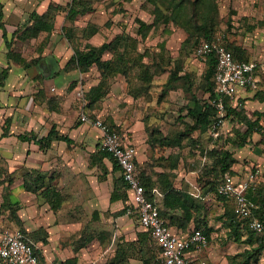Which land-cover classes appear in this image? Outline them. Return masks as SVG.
Here are the masks:
<instances>
[{
	"label": "rangeland",
	"instance_id": "obj_1",
	"mask_svg": "<svg viewBox=\"0 0 264 264\" xmlns=\"http://www.w3.org/2000/svg\"><path fill=\"white\" fill-rule=\"evenodd\" d=\"M71 1L24 0L22 5L21 0H19L20 3L17 4V8L20 7L19 9H23V12L18 14L13 12L12 9L17 0H4V10L6 12L3 20L5 26H8L6 29L9 38L12 37L15 30L29 23L28 18L33 11L36 10L42 13L51 2L67 5ZM90 1L94 8L91 13L78 17L75 22H70L65 18L66 13L61 12L57 17L53 32L41 33L39 37L34 39L16 40L13 45L15 52L28 58V61L38 56L39 58H43V56L54 58V61L55 58L60 57L59 59L62 61L64 58V55L62 56L63 51L74 46H84L88 40L87 33L92 32L94 29L98 30L95 35L99 41L98 44L113 40L121 34L139 38L138 52H133L131 46H128V49H131L132 52H127L126 58L127 61L143 58L144 62L151 64L154 80L146 87H142L143 93L145 92L144 96L135 99L132 95V93L140 91L141 87L135 80L139 71L138 68L133 69L130 73V85L124 75H118L112 80H107V83H103V89L100 90L99 94L100 99L95 104L90 105L91 101L88 95L91 88L97 86H92V81L95 82L97 78L99 81L101 79V76L98 75L100 71L97 68H95L94 76L91 74V77L88 78L80 75V78L76 79L74 92L78 86L83 87L90 116L93 119L99 116L105 124L118 127L122 132L121 134H127L128 137L132 133L131 129H136V126H140L142 132L155 133V136H159V138L162 136L177 138L183 133H188V125L193 120L188 116L186 108L190 103L192 94L204 98L201 85L208 67L206 60L197 58L193 54L192 49L195 45L196 36H190L184 27L173 22L165 24L159 21L155 24V16H153L155 7L149 0ZM158 4L164 12L170 10L169 4L164 0H159ZM217 4L220 18L216 38L225 45L241 46L249 53L250 61L259 65V70L264 68V0H217ZM139 20L144 21L146 24H153L149 30L145 31L146 36L143 38L140 35ZM70 35L73 36L72 40L68 38ZM126 39L127 37L120 43L122 44L119 48L120 52H123L126 44H128ZM62 43L64 44V50L60 46ZM6 50L7 47L4 42V56ZM113 54L114 52H111L105 56L110 58ZM140 55L142 56L140 57ZM177 61L182 63L181 70H178L179 74L189 76L190 90L185 91L184 87L187 88V83H184V80L180 81L176 88L169 89L168 83ZM13 63L17 64L15 61ZM75 98L74 106L77 110L76 114H78L80 102L76 96ZM243 106L247 114L250 113V116H253V112L249 111L246 102ZM91 127L93 128V126ZM232 127L231 120L227 118L220 129L223 140L218 147H223V144H226L225 137L232 136ZM97 141L98 154H103L100 149L101 139L98 138ZM262 143L264 148V137L259 136L257 137V143H253V147H259ZM214 146L215 143L210 133L199 131H195L190 137L187 135L182 139L180 145L175 147L153 146L154 155H152L150 161V166L154 168L152 172L155 173V180L153 181L160 188H173L192 195L193 200L199 207L198 215L203 217L202 221L206 223L205 226L212 229L209 250L207 249L201 255L202 258L209 260L210 264H243V256L240 254L244 252L246 247L228 237V229L224 224L226 204L232 206V203L223 201L217 194V190L207 192L214 185L218 184L219 186V181H221V178L216 176L217 173L210 172L212 159L203 152L205 149L210 151ZM226 146L231 148L229 144ZM10 147H12V150L16 149L14 143ZM243 161L244 164L250 163L247 159ZM255 167L256 164L253 168ZM10 170V163L6 159L4 161L0 159V228L19 226L17 218L12 215L13 213L4 204V196L7 193L5 188L9 190L13 202H17V198L24 199V190L22 187L16 186V181L17 177L19 179L24 177L25 171L18 174ZM52 175H56V177L51 176L50 183H52V178L53 181L62 178L64 188L61 192L64 195L67 194L68 184L71 181L77 183L81 180L76 175L75 178L71 179L72 176L70 177L66 172L55 171ZM263 182L264 178L257 187ZM43 185H45V182ZM88 233V229H86L82 232H76L70 238V243L75 247V250L78 249L80 244L86 245L85 241ZM105 233L111 234V232ZM132 254L136 255V252ZM113 255V252L109 250L101 254L98 261L90 262L85 258L81 264H112ZM42 256L44 264H52L49 263L51 257L48 253L45 256L42 253ZM136 258H132L134 260L132 264H137ZM251 264H264V253L260 254L256 260H252Z\"/></svg>",
	"mask_w": 264,
	"mask_h": 264
},
{
	"label": "crops",
	"instance_id": "obj_2",
	"mask_svg": "<svg viewBox=\"0 0 264 264\" xmlns=\"http://www.w3.org/2000/svg\"><path fill=\"white\" fill-rule=\"evenodd\" d=\"M2 2L4 3V0ZM19 3L17 0L12 6L13 12L18 14L23 12V9L17 8ZM23 3L24 0H21L22 5ZM4 42L0 28V73L3 69L10 68L6 84L0 89V159L3 161L6 159L10 163V171L18 174L25 171L24 177L31 170L38 171L43 176L47 175L44 188L36 193L25 189L24 177L21 179L17 177L16 186L23 188L24 199L17 198L18 225L21 227L15 228L31 234L32 240L30 237L29 239L43 264L42 253L44 256L46 253L49 254L51 257L49 263L52 264H64L65 261L73 258L77 259V264H81L85 258L90 262L98 261L101 254L109 250L115 256L119 245L124 246L129 254L137 252L141 248L139 235L146 231L141 227L137 216L128 212L133 206L131 191L125 189L116 191L115 181L122 173L114 171L111 158L98 154L97 139H101V132L92 124L82 122L79 119V110L76 114L77 110L74 106L76 98L73 89L76 81L80 75L88 78L91 74L94 76L97 67H93L88 73H81L79 70L66 71L64 68L74 54L72 47L63 51L62 61L60 57L55 58L54 61V58L43 56L39 64L24 69L13 61L9 63L6 59L8 49L4 56ZM98 42L94 36L85 44L100 46L104 43L98 44ZM60 46L64 50V44ZM258 75L261 79V89H264V68L258 71ZM93 82L92 86L98 85L100 81L97 78ZM53 88L55 91L52 90ZM238 92L237 97L243 101V104L247 103L249 111L264 112V101L255 98L257 92L242 89ZM6 117H11L13 121L10 136L2 137V126ZM52 129L57 133L50 135ZM131 130L129 137L127 134L123 135H126L137 148V162L144 178L155 180V173L152 172L154 168L150 166L151 157L154 155L153 146L149 143L150 134L147 131L142 132L140 126ZM24 133H34L38 139L45 140L40 145L35 141L25 142L16 137ZM57 134L69 137L72 143L57 139ZM259 136L258 134L254 136V142L257 143ZM12 143L15 144L16 149L12 150L10 147ZM262 145L263 143L259 147H253L252 144L236 152L235 157L238 161L233 166L236 174L246 175L255 164L264 173ZM248 148L251 150L247 151ZM244 159L250 163L244 164ZM55 171L66 172L70 177L72 176L71 179L76 175L81 180L77 183L71 181L68 184V192L64 195L61 192L64 188L62 178L53 181L56 175L52 173ZM51 176H53L52 183H50ZM45 188H54L62 196L57 201V207L53 208L42 194ZM121 212L123 214H120ZM169 213L168 211L165 213L168 223L173 215ZM173 228L187 234L194 229V225L190 224L187 229L178 226ZM86 229L90 233L86 236V245L80 244L75 250L70 238L76 232ZM207 249L209 250V247ZM129 261L132 264L134 260L129 258ZM136 261L137 264H143L140 258H136Z\"/></svg>",
	"mask_w": 264,
	"mask_h": 264
},
{
	"label": "trees",
	"instance_id": "obj_3",
	"mask_svg": "<svg viewBox=\"0 0 264 264\" xmlns=\"http://www.w3.org/2000/svg\"><path fill=\"white\" fill-rule=\"evenodd\" d=\"M149 1L154 4L155 7L153 10L155 24L159 21H162L165 24H170L173 22L174 24L184 27L189 32L190 36H196L194 41L195 45L192 49L195 57H197L195 54V48L201 41H212L216 39L220 18L217 0H164L170 6V10L168 12H164L161 9L158 4L159 0ZM93 10V4L90 0H72L67 5L51 2L45 12L39 13L36 10L33 11L28 18L29 23L18 28L12 34V37L9 38L3 20L5 17L4 3L2 0H0V28L3 32L4 41L8 49L6 59H8L9 63L11 61H15L24 69H28L39 64V62L42 61V58L38 57L28 61V59H25L22 57V55L17 54L13 47L15 41L37 38L41 33L53 32L56 26L57 17L61 12L66 13L65 18L70 20V22H75L78 17L85 16L91 13ZM139 23L141 27L140 35L143 38L146 36L145 31L149 30L153 24H146L142 20H139ZM71 30L72 28L70 31ZM97 33V29L87 33L88 40L94 37ZM124 35L125 34L118 35L115 39L106 41L100 46H93L90 43H86L83 47H73L74 54L68 60L64 68L66 71L79 70L81 73H88L93 67H97V69L100 71L101 79L99 84L91 88L89 91L88 96L91 101L90 105L98 102V99H100V90L103 89V83H107V80H112L118 75H124L130 85V73L135 68L139 69L135 80L141 86L139 89L140 91L132 93L135 99L144 96L145 92L143 93V88L146 87V85L151 84L154 80V73L151 71V64L144 62L143 58L139 60L133 59L132 61L130 59L127 61L126 53H131L132 51L138 52L140 40L139 38L133 36ZM125 37H127L126 40H128V44L131 45L126 44L124 51L120 52L119 48L122 45L120 43L123 39H125ZM68 38L72 40L73 36L70 35ZM128 46H131L132 51L131 49H128ZM226 48L238 61H250L249 53L241 46L227 44ZM111 52H114L112 57L106 59L105 55L110 54ZM141 56L142 55H140V57ZM204 60L207 61L208 66L203 78V83L201 85V89L204 92V98H199L197 95L192 94L190 103L186 108L188 111V116L193 120V122L188 125V133H183L177 138H171L167 136H162L159 138V136H155V133L148 131L150 134L149 143L152 146L175 147L180 145L184 137L187 135L190 137L195 131H199L201 133H210L215 146L210 151L205 149L203 152H205V155L207 154L212 159L210 172L217 173L216 176L221 178V181H219L221 183L226 172L235 173L232 169L233 165L238 161L235 157L236 152L252 145L254 143V136L256 134L264 137V112H254L253 116H250L247 114L246 109L243 106V101L238 100L236 104L233 102V100L227 98L225 100L227 106L225 120L227 118L231 120V123L233 124V133L232 136L225 137L226 144H223V147H218L220 142L223 140V136L220 135V132L218 137H214V135L211 133V127L216 120L217 111L216 108L210 103L211 100L218 98L217 92H215V70L217 65V57L215 54H211ZM181 66L182 63L180 61L175 63V68L172 70L170 81L168 83L169 89L176 88V85L182 80H184V83H187V88L184 87L185 91L191 89L189 76L187 74L184 76L179 74L178 70H181ZM9 74V67L3 69V71L0 73V89L5 86ZM71 86L73 87L74 85L72 84ZM255 98L259 101H264V89L259 90L256 93ZM12 121L13 120L11 117H6L4 119V124L2 126V137L10 136ZM109 126L112 130L122 133L118 127L111 125ZM56 133L57 132L55 129H52L50 135H54ZM16 137L25 142L35 141L40 145L43 143V140H45L38 139V136H36L34 133L19 134ZM57 139L72 143L71 139L67 136H60L57 134ZM228 144L231 146V148L226 146ZM102 153L106 156V158H111L113 161L114 171H121L120 166L111 157V155L103 151ZM142 173L143 172H141L142 182L147 188L148 197L151 200L155 198V195L152 192L154 188H158L160 193L163 195L161 201L159 202L161 215L165 218V213H167V211L168 213L170 212L173 214L170 222L168 223L170 227L178 226L179 228L187 229L190 224L194 223V229L203 230L207 238L209 240L211 239L212 229L207 228L205 226L206 223L202 221L203 217L198 215L199 207L196 205L191 194L181 192L173 188H160L152 178L145 179ZM45 177L46 176H43L38 171H29V173H27L24 177L25 189L34 193L42 190L44 188L43 184L46 180ZM217 188L218 184L214 185L207 192L212 190L216 191ZM115 189L116 191L117 189H125L126 191L129 190L123 175H121V177L115 181ZM5 190H7V193L4 196V204L10 209V211L13 213L12 215L17 218V222L19 223V218L16 215L19 205L17 202H13L9 190L6 188ZM42 194L50 202L53 208L57 207L58 199L62 198V196L54 188H45L42 191ZM247 195L256 204L257 209L254 211L253 217L264 220V182L254 190L249 191ZM114 196H116V193ZM220 198L227 203H232L227 198ZM225 209L224 224L228 229V237L237 243H242L246 247L244 252L240 255L243 256V264H251L252 260H256L260 254L264 253V232L258 233L257 231L250 228L249 224L251 218L246 220L240 219V217L235 213L233 203L232 206L226 204ZM171 211H174V213ZM120 214H123V212ZM24 233L32 240L31 234L29 232L24 231ZM139 236L141 238V248L136 252V255L132 253L129 254L124 246L119 245L111 263L130 264L129 258L137 257L142 260L143 264H157L158 248L155 242L150 238L148 232L140 234ZM64 264H77V259L73 258L67 260L64 262Z\"/></svg>",
	"mask_w": 264,
	"mask_h": 264
},
{
	"label": "built area",
	"instance_id": "obj_4",
	"mask_svg": "<svg viewBox=\"0 0 264 264\" xmlns=\"http://www.w3.org/2000/svg\"><path fill=\"white\" fill-rule=\"evenodd\" d=\"M195 54L200 59H206L211 54L217 57L215 81L218 98L210 103L216 108L217 116L211 127L214 137L219 136L225 123L227 112L226 99L237 104L239 90L258 92L262 88L256 62L238 61L230 53L226 45L219 39L201 41L195 48ZM55 91V88L52 89ZM75 96L79 100V119L92 124L101 132L100 149L108 153L121 168V173L131 191L133 206L128 212L134 213L142 228L149 233L158 250L157 264H210L201 257L210 245L203 230L193 229L185 234L182 230L170 227L161 215L160 199L162 194L158 188L152 190L155 198L148 197L147 188L142 182L140 168L137 164V148L126 135L115 130L100 118L93 119L88 111V101L85 90L78 86ZM264 175L259 167L250 168L246 175L226 172L223 181L217 188L220 197L233 203L235 213L240 219H250V228L258 233L264 232V220L253 217L256 204L248 197V192L254 190ZM0 264H43L28 236L19 228H0Z\"/></svg>",
	"mask_w": 264,
	"mask_h": 264
}]
</instances>
